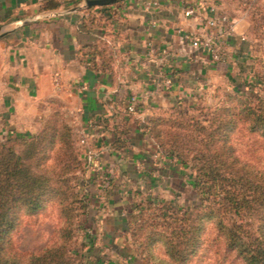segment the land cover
<instances>
[{
  "label": "crops",
  "instance_id": "0c3cea01",
  "mask_svg": "<svg viewBox=\"0 0 264 264\" xmlns=\"http://www.w3.org/2000/svg\"><path fill=\"white\" fill-rule=\"evenodd\" d=\"M58 1V7L42 9L44 0H0V105L5 116L21 118L32 127L38 122L39 106L49 97L59 96L67 103L81 135L101 152V162L109 170L111 186L106 191L99 188L98 173L89 165L86 180L96 200L98 234L114 242L122 231L117 225L126 212L122 204L136 190L168 196L171 190L164 193L165 188L182 182L183 166L156 147L141 120L181 96L195 97L215 83L216 75L230 74L243 56L239 52L245 50L246 40L241 36H246L249 22L245 15H232L238 35L230 41L228 59L216 62L193 50L180 28L202 27L197 15L184 14L187 4L207 15L210 4L218 12L230 11L224 0H159L151 6L148 0H116L109 3L112 10L96 17L99 39L81 25L90 6L72 9L85 0ZM95 40L111 57L106 68L90 67L83 58V50ZM162 46L172 50L164 63L158 61ZM132 95L137 97L135 112L127 109ZM123 126L129 129L128 144L116 149L113 129Z\"/></svg>",
  "mask_w": 264,
  "mask_h": 264
},
{
  "label": "trees",
  "instance_id": "16d2710c",
  "mask_svg": "<svg viewBox=\"0 0 264 264\" xmlns=\"http://www.w3.org/2000/svg\"><path fill=\"white\" fill-rule=\"evenodd\" d=\"M59 5L58 0H44L42 9ZM95 6L98 5L87 8L81 25L99 39L101 34L94 30L96 17L98 13L107 14L113 6ZM259 21L263 30L258 33L263 38L264 20ZM83 58L90 67L111 65V57L98 40L83 50ZM254 78L257 82L244 80L236 85V103L219 105L207 112L201 109L200 114L187 116L199 107H194V96H181L172 104L176 111L174 119L151 114L140 122L164 155L195 168L194 184L199 199L195 206H206L205 211L196 215L181 206H168L167 211L176 223L163 238L173 263L187 264L202 240L205 222L211 220L221 230L227 247L236 250L245 264H264V168L242 159L233 140V135L245 126L251 132L264 134V90L256 89L264 76L255 72ZM51 100L60 103L58 99ZM61 123V129L60 124L46 125L25 150L17 148L18 136L0 138V264H89L98 235L97 210L92 201L80 198V192L70 185V180L77 176L69 174L82 167V150L75 145L67 123ZM128 134L126 126L114 128L112 146L125 147ZM54 150L56 162L50 165L48 159ZM85 189L91 192L87 180ZM143 196V191L136 190L131 199L123 202L126 212L117 225L122 232H132L135 251L144 259L142 264H151L153 250L138 239L142 225L137 229L134 225L136 220L141 221L144 209L156 203L154 196ZM52 201L59 203L64 216L52 242L39 251L18 249L14 232L22 215L36 213ZM78 230L88 237L89 253L82 247L85 244L78 242Z\"/></svg>",
  "mask_w": 264,
  "mask_h": 264
},
{
  "label": "rangeland",
  "instance_id": "374dc122",
  "mask_svg": "<svg viewBox=\"0 0 264 264\" xmlns=\"http://www.w3.org/2000/svg\"><path fill=\"white\" fill-rule=\"evenodd\" d=\"M224 2L229 6L230 11H227L229 14L235 16L245 15L247 17L249 25L244 39L246 40L245 50L239 52L243 56L239 57L240 61H237L230 74L216 75L215 83L195 96L194 107H199V109L188 112L187 116L192 113L200 114L201 109L207 112L219 105L236 103L234 96H239L236 91L238 83H242L244 80L257 82L254 78L255 72H261L264 76V37H259L258 33L263 30V27L259 28L261 24L259 19L264 20V12H262L264 0H224ZM256 89L264 90V81L257 84ZM231 94H234L233 97H231ZM50 98L58 99L60 103L55 100L49 101ZM39 109L38 122H32L33 126L31 127V124L25 126L21 118L17 121L11 118V114L5 116L0 105V138L7 139L11 136H18L15 144L19 150H25L46 125L58 126L60 124L58 128L61 129V122L67 123L75 145L82 150V167L75 173L69 174L70 176L72 174L77 176L70 180V185H73L75 192H80V198L83 196L84 199L88 198L92 203H95L96 200L92 199L90 193H87L85 189L89 164L85 155L84 144L81 141L80 124L75 113L67 107V103L59 96L49 97L44 104L39 106ZM151 116L174 119L176 111L170 104L157 108ZM233 140L237 153L242 159L264 168V134L251 132L245 126L233 135ZM56 155V151H52V156L48 159L50 165L55 164ZM172 159L183 166L182 182L172 187H166L164 193L171 190L168 196H164L163 192L161 195L143 192V197L154 196L156 203L149 208H145L146 205H144L145 209L144 214H141V221L136 220L134 224L136 229L140 224L142 225L137 233L138 239L143 242L144 246H151L153 250L154 256L149 261L151 264H179L173 263L164 244L165 238H163V235L169 232L170 227L176 223L167 211L168 206L176 205L187 208L193 215L206 209V206H195L198 199L194 184L195 168L191 165H184L175 157H172ZM62 214V208L57 201H52L46 208L36 213L23 214L21 223L14 232L17 248L22 251H39L51 243L57 228L62 225L64 218ZM143 220L147 221L143 222ZM96 223L100 225L99 217L96 218ZM120 232L122 235L114 242L111 241V237L98 234L96 243L90 251L88 263L142 264L144 259L139 252L135 251V238L132 232L129 230ZM77 234L79 236L78 242L82 243L81 245L84 243L85 245L82 247L86 253H89L88 237L85 236L83 230H78ZM149 241L150 243L147 244ZM187 264H245V262L236 250L227 247L225 238L216 224L211 220H207L202 231V240L193 254L188 257Z\"/></svg>",
  "mask_w": 264,
  "mask_h": 264
},
{
  "label": "built area",
  "instance_id": "2783aa9c",
  "mask_svg": "<svg viewBox=\"0 0 264 264\" xmlns=\"http://www.w3.org/2000/svg\"><path fill=\"white\" fill-rule=\"evenodd\" d=\"M206 3V0H203ZM159 0H148L147 5H158ZM209 14L203 15L196 13L194 4H187L184 8L186 16L197 15L201 21L202 27L196 31H186L180 28L181 34L190 42L193 50H200L207 54L211 60L219 62L226 61L229 54V45L232 38L237 37L236 18L231 14L222 11L218 12L215 4L209 5ZM242 40L246 38L245 34L241 36ZM158 61L164 63L172 54V50L167 46L160 48ZM169 82L170 79L168 78ZM56 86H61V80L56 77ZM136 95H132L128 101L127 109L130 112L136 111ZM81 141L84 144L85 155L89 166L98 173L100 179L101 191H106L111 186V176L108 168L101 162V152L91 145L86 136H82Z\"/></svg>",
  "mask_w": 264,
  "mask_h": 264
},
{
  "label": "water",
  "instance_id": "95a60500",
  "mask_svg": "<svg viewBox=\"0 0 264 264\" xmlns=\"http://www.w3.org/2000/svg\"><path fill=\"white\" fill-rule=\"evenodd\" d=\"M116 0H85L83 5H78L74 8H72L73 10H79L82 7H88V6H93V5H104V4H109V3H113ZM1 37V34H0Z\"/></svg>",
  "mask_w": 264,
  "mask_h": 264
}]
</instances>
